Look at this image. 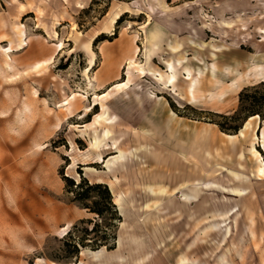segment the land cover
<instances>
[{"label":"rangeland","instance_id":"1","mask_svg":"<svg viewBox=\"0 0 264 264\" xmlns=\"http://www.w3.org/2000/svg\"><path fill=\"white\" fill-rule=\"evenodd\" d=\"M0 48L26 264H264V0H0ZM241 90L261 115L221 130ZM103 225L113 248L73 253Z\"/></svg>","mask_w":264,"mask_h":264},{"label":"trees","instance_id":"2","mask_svg":"<svg viewBox=\"0 0 264 264\" xmlns=\"http://www.w3.org/2000/svg\"><path fill=\"white\" fill-rule=\"evenodd\" d=\"M247 90H241L238 94V107L237 109L234 111L233 114L230 115V118H235L237 123L234 124L233 126H224L222 125V123H217L218 126L221 128V130H236L237 128H239L240 123L248 116V117H252V116H256V114L261 115L260 111L255 107V104H257L258 102V98L261 97V95L259 94L258 96H255V94H247L246 92ZM249 100V104L248 106H245V102ZM264 101V100H263ZM247 117V118H248ZM261 117H264L263 115H261ZM68 180V178H65ZM83 181V179H82ZM81 181H79L76 185L75 188L78 187V185H80ZM89 187V186H87ZM94 187H103V189L105 190V195H104V200L105 203H109V194L107 192V190L105 189L104 184L101 183H95ZM86 196L81 197L80 199H85ZM91 211H94L97 216L101 217L102 215V210L101 208L95 207L93 208ZM97 222H94L92 227L90 228V231L93 232L95 230V227H97ZM106 225H103L101 231V234L98 237H91L88 238L87 242H83L84 239H86L85 237L83 239H77L76 242H73L72 246L74 247V251L73 253H77L78 249H77V244H80V246L84 247V246H95V248H99V247H106L107 249H111L113 248V244L108 242L109 239V235L106 232ZM88 234V233H86ZM113 238V237H112ZM92 243V244H90Z\"/></svg>","mask_w":264,"mask_h":264},{"label":"crops","instance_id":"3","mask_svg":"<svg viewBox=\"0 0 264 264\" xmlns=\"http://www.w3.org/2000/svg\"><path fill=\"white\" fill-rule=\"evenodd\" d=\"M15 221L22 220L19 218V215H14ZM5 222V226L0 224V264H10L9 261H14L15 264H26L25 257L28 253L33 252L36 248L37 239L35 240L30 237H26L22 230H18V227H22L21 224H16L18 226L15 228L14 224H11L7 221H12V219L4 218L1 219V223ZM46 232V231H45ZM35 233V232H34ZM31 240L32 243H29L31 250L25 248L26 242L24 240ZM37 258V257H35ZM33 264H36V262Z\"/></svg>","mask_w":264,"mask_h":264},{"label":"bare ground","instance_id":"4","mask_svg":"<svg viewBox=\"0 0 264 264\" xmlns=\"http://www.w3.org/2000/svg\"><path fill=\"white\" fill-rule=\"evenodd\" d=\"M147 23V22H146ZM25 38V37H24ZM27 46V43H22L21 44V46ZM60 48H62V46H63V43H61L60 44ZM1 49V48H0ZM3 50V49H2ZM4 51H6V50H4ZM137 51H138V49H137ZM8 53H9V51H8ZM12 53V52H11ZM6 58H7V60H10V57L9 56H6ZM92 62V61H91ZM90 62V64H92ZM129 63H131V64H134L135 65V67H137L138 69H140L141 70V72L142 73H144V70L142 69V67H141V65H140V63H138V61H136V60H133V61H131V62H129ZM4 67H9L10 68V65L7 63V62H5V64H4ZM85 74H87V72L85 73ZM121 83V82H120ZM90 86H91V84H90ZM103 93H105V92H103ZM95 97L97 98V95H95ZM66 106V105H65ZM254 117H257V116H254ZM254 117H250V118H248V119H251V118H254ZM264 135V134H263ZM229 136V135H228ZM95 162H98V161H95ZM89 169V168H88ZM91 169V168H90ZM93 170V169H92ZM94 171V170H93ZM192 186L190 187V191H188V193L186 192V193H184V192H181V198H182V200H185V201H187V202H191V200H193L194 198H196V188H198L199 186L198 185H194V184H191ZM200 188V187H199ZM188 189V188H187ZM119 200H120V198L118 197V198H115V203L118 205V207H119ZM65 229V228H64ZM64 229H62V230H64ZM103 248V247H102ZM91 254H92V256H93V258H95V259H97V258H99L100 257V255H101V250L99 249V251H96V252H91ZM78 264H83L82 262H79Z\"/></svg>","mask_w":264,"mask_h":264}]
</instances>
